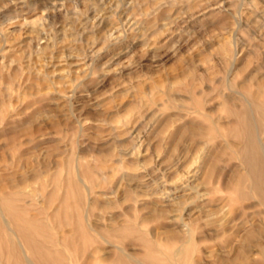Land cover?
<instances>
[{
    "label": "rangeland",
    "instance_id": "rangeland-1",
    "mask_svg": "<svg viewBox=\"0 0 264 264\" xmlns=\"http://www.w3.org/2000/svg\"><path fill=\"white\" fill-rule=\"evenodd\" d=\"M243 107L264 143V0H0V203L67 264H263Z\"/></svg>",
    "mask_w": 264,
    "mask_h": 264
},
{
    "label": "bare ground",
    "instance_id": "bare-ground-1",
    "mask_svg": "<svg viewBox=\"0 0 264 264\" xmlns=\"http://www.w3.org/2000/svg\"><path fill=\"white\" fill-rule=\"evenodd\" d=\"M255 97H257V95ZM246 100L249 101V99H246ZM251 109H252V107H251ZM240 110H242V111H240L239 113H235V114H237V119H236V123L233 126L232 132H234V134H236L242 140L241 161L248 168V173L246 172L247 175H242L239 178V183L237 185H242L244 180L245 181L250 180L251 190L254 192L256 198L259 201V204L264 206V143L262 142V140L259 136L260 131H259L258 125L253 120V118L252 119L250 118V116L253 114V111L250 110V107L249 108L243 107ZM231 111H234V110H231ZM231 113H233V112H231ZM235 114H233V116ZM81 174H82V172H81ZM78 176H79V178H78L79 180L76 182V184H74V186L76 185L77 187H81V185L83 184L84 181L80 175H78ZM91 181H93V180L91 179ZM89 191H91V188H89ZM246 196L247 195L245 193L241 194V197L243 199H245ZM3 202H4V205L8 208V211H12V212L9 214L11 216V218H10L11 220H8L5 216L4 208L0 203V253H1L0 255H6V256L10 257V259H13L11 261V264H16V261L14 259L16 257L19 260V264H35L34 261H36L37 264H67L59 252L55 251L54 249H50V247L47 246L48 243L54 244L53 241L51 239L45 238L41 232L33 231L32 230L33 226L28 219H26V220L24 219L25 225L17 224V227H14L16 223H20V221H19L20 218L18 219L17 217H15V215L13 214V210H11L13 208V206H12L13 201H9L6 199ZM86 212H88V210ZM81 218L82 217L79 218V224L82 226L83 221L85 222V218L84 219H81ZM86 220H88L87 217H86ZM87 223L88 222H86V224ZM13 224H14V226H13ZM79 224H77V225H79ZM84 225H85V223H84ZM87 226H88V228L91 229L89 224H87ZM12 227L15 229H13ZM83 227L85 228V226H83ZM131 230L132 229L130 228V231ZM128 231L125 230L124 232H128ZM256 233L258 235H262L264 233V230L259 229V230H254V231L249 232L247 234V237L245 238V240L251 241L253 238L256 237V235H255ZM128 234H130V233H128ZM132 234H134V236H135V233H132ZM140 234L139 235L142 236V233H140ZM120 235H122V234H120ZM124 235H125V233H124ZM118 236H119V234H118ZM106 241H107V243H111V242H108V240H106ZM112 243H114V242H112ZM120 243L122 244V242H120ZM153 243H155V242H153ZM149 246H150V244L148 245V247ZM152 246H154V245H152ZM255 247L257 248L256 252H258V255H260L261 257L264 258V242L258 243L257 246H255ZM116 248L120 252L123 253V249L121 247H116ZM157 250H155V252ZM27 252L30 253V257L28 256ZM155 254L157 255V253H155ZM155 254H154V256H156ZM159 254H161V253H159ZM242 254L243 253H241V254L238 253L237 256L238 257H239V255L242 256ZM124 256H125V258H124ZM124 256L122 254H118L111 261H107V263L110 262V264H130L129 260L134 261L133 257L130 254H124ZM149 256H151V255H149ZM154 256H151L152 257L151 258L152 264L163 263V262H160L157 259H155ZM164 257H165V255H164ZM135 262H137V261L135 260ZM234 263H236V262H234ZM137 264H138V262H137ZM164 264H168V263L166 262Z\"/></svg>",
    "mask_w": 264,
    "mask_h": 264
}]
</instances>
